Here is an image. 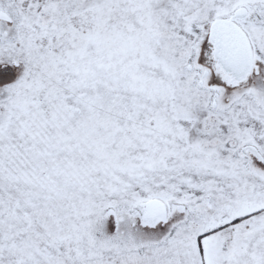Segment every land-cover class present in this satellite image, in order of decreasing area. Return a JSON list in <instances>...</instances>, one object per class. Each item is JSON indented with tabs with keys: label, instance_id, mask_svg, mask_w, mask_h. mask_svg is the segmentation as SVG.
<instances>
[{
	"label": "snow or ice",
	"instance_id": "1",
	"mask_svg": "<svg viewBox=\"0 0 264 264\" xmlns=\"http://www.w3.org/2000/svg\"><path fill=\"white\" fill-rule=\"evenodd\" d=\"M0 264H264V0H0Z\"/></svg>",
	"mask_w": 264,
	"mask_h": 264
}]
</instances>
